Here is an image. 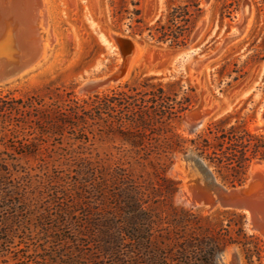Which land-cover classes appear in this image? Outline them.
Here are the masks:
<instances>
[{
  "label": "rangeland",
  "instance_id": "374dc122",
  "mask_svg": "<svg viewBox=\"0 0 264 264\" xmlns=\"http://www.w3.org/2000/svg\"><path fill=\"white\" fill-rule=\"evenodd\" d=\"M178 2L0 0V97L3 101L7 97L26 100L37 94L46 97L48 105L52 102L67 105L108 93L138 75L164 78L165 81L181 79L193 87L199 96L198 104L176 122L178 133L183 137L197 139L209 123L229 113L234 114L232 123L236 119L245 121L252 133L264 135V128L260 125L264 110V60L254 61L257 54L264 58V0H212L209 5L202 0L204 14L198 24V33L186 48L157 44L145 36L131 37L115 28L114 22L119 16H126L124 11L127 8L133 10V4H138L136 8L141 9L145 22H154L170 5ZM246 5L251 6L252 10L245 35L220 52L225 40L243 22ZM230 11L234 12L228 17ZM126 23L127 20L121 23L123 28ZM113 34L129 36L136 44V53L127 73L116 78H121L119 82L103 89L81 91L87 81L113 76L121 67L123 57ZM225 60L235 62L237 67L231 64L223 69ZM13 71L16 74L10 75ZM198 108L205 111V116L198 120L199 127L185 125L189 113ZM66 136L56 142L50 140L45 159L39 160L6 153L8 151L2 145L0 135V159L7 156L13 159L9 171L15 178L22 176V183L27 189L42 192L38 187L45 186L43 200L52 213L55 214L56 206L49 203L56 189L63 192L59 196L61 202H82L75 215L81 225L62 229L59 233L55 231L52 235L61 236L63 240H77V243L61 246H78L79 250L92 256L96 264H129L123 257L127 248L133 245L126 241V237L122 238L125 240L123 244L114 245L121 246L119 253L106 255L104 250L107 246H113L110 237L120 234L121 228L128 226L131 217L139 216L140 223L145 224L144 216L139 213L128 214L130 211L127 209L128 213H123L122 210L133 206L137 211H148L154 222L152 228L155 233L151 236L155 241L149 245L150 254L144 256L145 261L155 264L169 262L163 254L170 256L166 249L171 246L164 240L157 242L158 237L163 235L181 240L193 237L184 249L189 257L202 260L205 246L203 242L198 243L200 239L206 237L209 242L215 240L222 247L228 235L234 238L238 236L234 230L243 221L237 215L222 214L225 210H232L245 216L246 233L259 240L262 247L260 260L256 257L249 260L246 249L234 245L214 254L212 264H264V235L259 230L264 228L263 195L260 206L254 212L257 218L254 219L255 223L252 222V214L244 210L220 206L210 209L211 206L205 205L201 198H195L200 187L208 184L206 176L194 162L186 160L188 164L181 163V159L188 154L197 157L194 152L188 151L176 153L173 164L165 169L164 176L177 183V190L169 200L167 194L160 190L162 181L157 170L133 157L128 152L130 149L118 138L95 133V136L87 135L90 141L83 144L75 140L76 136ZM13 142L8 145H13ZM255 163L260 164L264 174V161L253 160L249 165L247 181L242 186H247L254 179L251 171ZM119 165L123 169H119ZM206 165L219 184L232 189L217 178L212 166ZM54 174L61 176V182L58 180L60 184L48 189L47 177H54ZM159 174L163 176L161 170ZM230 174L224 171L229 178ZM263 174L260 176L263 177ZM166 185L171 186L169 183ZM163 190L166 192L164 187ZM189 192H192L191 196ZM207 217L208 220H204ZM256 223L261 224L259 228ZM201 226L208 230L202 232ZM221 226L230 227V232L224 231ZM155 259L160 262L157 263Z\"/></svg>",
  "mask_w": 264,
  "mask_h": 264
},
{
  "label": "trees",
  "instance_id": "16d2710c",
  "mask_svg": "<svg viewBox=\"0 0 264 264\" xmlns=\"http://www.w3.org/2000/svg\"><path fill=\"white\" fill-rule=\"evenodd\" d=\"M133 6V10L127 8L124 11L125 17L117 18L115 28L131 37L145 36L148 40L171 48H186L190 45L198 33V24L204 14L202 0H179L170 5L156 21L145 22L141 9L136 8L138 4ZM233 12H228V17ZM125 20L127 23L123 28L121 23ZM255 57V62L264 60L260 54ZM231 64L237 67L235 62L225 60L223 69ZM45 98L36 94L26 100L7 97L3 101L0 97V135L2 145L8 151L6 153L41 160L45 159V152L49 149L48 142L60 141L66 135L76 136L75 140L83 144L90 141V134L115 137L130 149L128 152L133 157L157 170L162 181L160 190L167 194L169 200H172L177 190V183L165 177L164 173L173 164L176 153L194 152L214 168L217 178L224 185L228 184L232 188L245 184L253 160L264 161V135L252 133L245 121L236 119L232 123L234 114L231 113L209 123L197 139H187L179 134L176 122L199 102L196 90L181 79L165 81L164 78L138 75L108 93L67 105L57 102L48 105ZM9 142H13V145H8ZM12 160L9 156L0 159V264H96L93 257L79 250L78 246H61L77 243V240L52 236L55 231L59 233L62 229L81 225L75 215L82 207V202H61L59 196L63 192L56 189L53 195L50 194L52 202L49 204L56 206L55 214L52 213L43 200L45 186L38 187L42 192L27 189L22 183L23 177L15 178L9 171ZM118 167L123 169V166ZM160 170L163 176L159 174ZM225 170L231 172L230 178L224 175ZM60 177L59 174L48 176V189L55 186L58 180L61 182ZM166 183L171 184L170 188ZM122 211L124 214L139 213L144 216L145 224L140 223L139 216L131 217L128 226L121 228L120 234L110 237L113 246H107L104 253H119L121 246L114 245L123 244L125 240L122 238L126 237V241L133 245L127 248L123 257L129 264H155L148 263L144 257L150 254L149 245L155 241L151 236L155 231L150 213L137 211L133 206ZM222 214L237 215L243 221L234 230L238 233L236 238L228 235L222 247L215 240L209 242L206 237L200 239L198 243L203 242L205 250L202 260H198L189 257L184 249L193 237L181 240L159 236L157 242L164 240L171 246L166 249L171 255L167 257L163 254L164 259L169 261L167 264H212L214 254L234 245L243 246L249 260L254 257L260 260L262 247L258 239L246 233L245 216L232 210H225ZM221 227L230 232V227ZM199 228L202 232L208 230L205 226ZM76 231L81 233L80 230ZM17 243L24 246H17ZM155 261L160 262L157 259Z\"/></svg>",
  "mask_w": 264,
  "mask_h": 264
},
{
  "label": "bare ground",
  "instance_id": "6f19581e",
  "mask_svg": "<svg viewBox=\"0 0 264 264\" xmlns=\"http://www.w3.org/2000/svg\"><path fill=\"white\" fill-rule=\"evenodd\" d=\"M249 14L250 13L248 12V9H246L244 18L247 15H249ZM247 27H248V25H247ZM246 30H247V28H246ZM113 38H114L115 42H118V40H116V38L114 36H113ZM135 53H136V44H135L134 52L130 56L129 66L132 63V60H133V57H134ZM123 57H124V54H123ZM14 74H16V71H13L10 75H14ZM1 76H2V74H0V77ZM119 80H121V78L116 79V76L114 74L113 76H110V77H107V78H104V79L87 81L81 87V91H89V90H92V88L93 89H98V88H102L103 89L104 87H106V86H108V85H110L112 83L119 82ZM189 114L190 115L187 117V120L185 119V125L193 124L192 126L194 128L195 127H199L198 125H199V123L201 121L200 117L202 115L205 116V111L202 108H198L197 110H195L194 112H191ZM199 119H200V121H198ZM260 125H262L261 127L264 128V122L263 121H262V123H260ZM185 158L184 159H181V163L183 165L188 164V162L186 160L194 162L197 165V167H199L200 170L203 172L202 174H204V176H206V178H207L206 180L208 181V184H206V187H200L199 192L196 193L197 195H195V198L196 199L197 198H201L203 200V202H204L205 205L211 206L210 209L212 207L213 208H216L219 205L218 204H214V202H212V201H214V198H217V195L218 194H225V193H227L228 191H231V190L227 189L226 187H224L223 185H221V184L218 183L216 177L214 176V174L212 173V171L210 170V168L207 167V165H206V163L204 161L203 162L202 161L201 162L198 161L195 158V155L193 157L185 156ZM184 161H186V162H184ZM251 174L254 176V179L253 180L251 179L252 181L250 180L248 182V185L245 188H250L251 185L254 186L253 184H256L255 185L256 186V188H255L256 191L252 194V196H251L250 199L243 200V205H241V206H234V209H240V210H244L246 212H250L252 214L251 215V217L253 219L252 222L255 223V220H257V218L255 219L254 212H256L257 206L258 207L260 206L259 205V202H261L260 200L263 199V197H261V196L262 195L264 196V178H263L264 177V174H263L262 167L260 166L259 163H255L254 164V167L252 168ZM260 174H263V177H261ZM188 194H189V196H191L192 192H189ZM195 200H193V201H195ZM191 203H192V201H191ZM195 204H197V203H195ZM263 215H264V213H263ZM259 225H261V224L259 223ZM259 225H258V228H259ZM263 229H259V230H261L262 233H263V235H264V230Z\"/></svg>",
  "mask_w": 264,
  "mask_h": 264
},
{
  "label": "water",
  "instance_id": "95a60500",
  "mask_svg": "<svg viewBox=\"0 0 264 264\" xmlns=\"http://www.w3.org/2000/svg\"><path fill=\"white\" fill-rule=\"evenodd\" d=\"M212 0H204V4L205 5H209L210 2ZM248 12L250 13L252 8L249 5H246ZM248 20H250V16L247 15L243 22L235 27V31L234 33L230 34L229 37L225 40L222 49L220 50V52L222 50H224V48H226V46H228L229 44H231L232 42L240 39L241 37H243L248 25ZM116 40H118V42H116L121 50L122 53V57H123V62L121 64V67L117 70V72L115 73L116 78L123 76L126 74L128 68H129V60H130V56L133 54L134 49H135V42L129 37V36H125V35H113ZM121 36V37H120ZM219 52V53H220ZM262 120L264 122V110L262 113ZM187 156L189 157H193V154H188ZM195 158L198 161H202V159L198 158L195 156ZM208 167V166H207ZM254 186L251 185L250 188H245L246 186H242V187H238V188H232L229 189L231 191H228L225 194H218L217 198H214V204H218L220 207H223L225 209H234V206H241L243 205V200L246 199H250L252 194L256 191V184H253ZM243 208V207H242Z\"/></svg>",
  "mask_w": 264,
  "mask_h": 264
}]
</instances>
